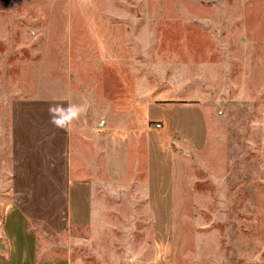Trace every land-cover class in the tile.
<instances>
[{
	"label": "rangeland",
	"instance_id": "1",
	"mask_svg": "<svg viewBox=\"0 0 264 264\" xmlns=\"http://www.w3.org/2000/svg\"><path fill=\"white\" fill-rule=\"evenodd\" d=\"M70 90L75 130L107 126L96 146L128 154L89 167L80 197L75 134L74 204L55 232L14 209L13 105ZM147 136L164 146L151 179ZM22 255L264 264V0H0V264Z\"/></svg>",
	"mask_w": 264,
	"mask_h": 264
},
{
	"label": "crops",
	"instance_id": "2",
	"mask_svg": "<svg viewBox=\"0 0 264 264\" xmlns=\"http://www.w3.org/2000/svg\"><path fill=\"white\" fill-rule=\"evenodd\" d=\"M80 98L81 96H73L70 90L65 96L21 100L13 105V168L16 171L13 187L25 194V197L19 198L15 203L14 209L26 223L30 220L36 223L44 222L55 232L65 229L74 204L75 134H79L76 147L81 156L80 173L76 183L80 197L88 195L83 180L87 178V173H91L89 167L94 169L92 171H99L104 159H107L106 170L109 172L114 170L110 168L117 163L121 165L124 156L128 154L127 148L105 151L96 146L94 133L102 140L116 135L115 130L107 126H91L90 130L89 126L78 125L75 130L73 118L77 108L76 102ZM83 128L90 130L88 139L78 132ZM148 143L147 162L151 179L156 157L160 152H164V146L162 140L153 136H147ZM90 178L93 179L94 176ZM29 247L28 239L27 251L30 250ZM16 264H35V261L31 263V260L22 255L21 261ZM40 264L68 262L61 258L56 259L54 263L43 261Z\"/></svg>",
	"mask_w": 264,
	"mask_h": 264
},
{
	"label": "built area",
	"instance_id": "3",
	"mask_svg": "<svg viewBox=\"0 0 264 264\" xmlns=\"http://www.w3.org/2000/svg\"><path fill=\"white\" fill-rule=\"evenodd\" d=\"M157 126H158V127H160V126H161V124H157Z\"/></svg>",
	"mask_w": 264,
	"mask_h": 264
},
{
	"label": "trees",
	"instance_id": "4",
	"mask_svg": "<svg viewBox=\"0 0 264 264\" xmlns=\"http://www.w3.org/2000/svg\"><path fill=\"white\" fill-rule=\"evenodd\" d=\"M29 223H31V221Z\"/></svg>",
	"mask_w": 264,
	"mask_h": 264
}]
</instances>
